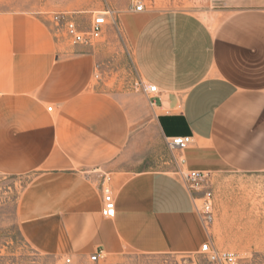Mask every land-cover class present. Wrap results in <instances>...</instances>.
Listing matches in <instances>:
<instances>
[{
	"label": "crops",
	"instance_id": "obj_1",
	"mask_svg": "<svg viewBox=\"0 0 264 264\" xmlns=\"http://www.w3.org/2000/svg\"><path fill=\"white\" fill-rule=\"evenodd\" d=\"M204 2L209 15L135 12L133 62L159 90L154 123L166 142L191 136L182 168L264 173V0ZM96 62L88 45L56 39L48 16L0 11V174L28 178L15 211L21 235L70 264H90L98 250L97 264L198 253L209 234L175 172L119 166L133 126L99 89ZM105 189L113 217L101 214Z\"/></svg>",
	"mask_w": 264,
	"mask_h": 264
},
{
	"label": "rangeland",
	"instance_id": "obj_2",
	"mask_svg": "<svg viewBox=\"0 0 264 264\" xmlns=\"http://www.w3.org/2000/svg\"><path fill=\"white\" fill-rule=\"evenodd\" d=\"M129 0H0V11L28 10L50 16L69 12L83 28L93 15L109 10L100 38L88 47L96 52L99 89L118 100L133 126L134 142L119 160V166L133 171H172L182 152L171 149L154 123L148 97L133 62L132 38L136 13ZM152 10L186 9L210 14L204 0H144ZM69 45L67 39L62 38ZM28 178L0 174V264H67L52 255L35 250L21 235L16 219L17 199ZM213 191L214 220L209 240L219 250L237 255L236 264H262L264 261V173L243 174L223 171L209 174ZM70 264V263H68ZM107 264H209L199 254L129 253Z\"/></svg>",
	"mask_w": 264,
	"mask_h": 264
},
{
	"label": "built area",
	"instance_id": "obj_3",
	"mask_svg": "<svg viewBox=\"0 0 264 264\" xmlns=\"http://www.w3.org/2000/svg\"><path fill=\"white\" fill-rule=\"evenodd\" d=\"M130 10L133 12H140L144 8V0H129ZM109 10H102L93 15L89 21L87 28L81 27L72 17L69 12L53 13L49 22L51 25V32L57 39L65 38L71 44L92 45L95 40L101 37L107 24V16ZM95 78H98V65L95 67ZM142 84V90L148 97L149 104L152 106L153 102L150 100L151 96L158 93L159 90L155 85ZM51 110L49 106L47 108ZM192 142L191 136H174L167 140V144L171 149L184 150ZM179 162L184 163V159L180 157ZM176 176L184 187L190 192L194 209L200 219L204 229L208 231L211 227L213 214V191L209 186V172L200 169H189L178 167L175 171ZM115 213V202L112 194L105 189L102 196L101 214L104 217H113ZM199 254L203 255L209 264H236L237 255L233 252L217 249L210 240L206 241L200 246ZM101 257V251L98 250L89 256L90 264H97ZM65 263H70L71 259L66 257ZM264 264V261L262 262Z\"/></svg>",
	"mask_w": 264,
	"mask_h": 264
}]
</instances>
